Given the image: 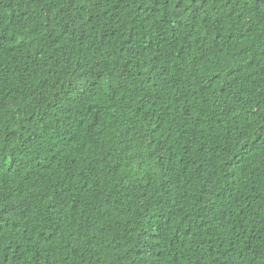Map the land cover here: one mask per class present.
<instances>
[{
	"label": "trees",
	"instance_id": "1",
	"mask_svg": "<svg viewBox=\"0 0 264 264\" xmlns=\"http://www.w3.org/2000/svg\"><path fill=\"white\" fill-rule=\"evenodd\" d=\"M0 264H264V0H0Z\"/></svg>",
	"mask_w": 264,
	"mask_h": 264
}]
</instances>
